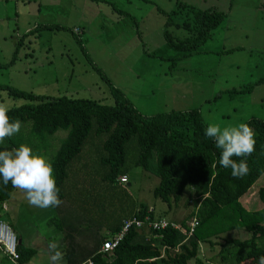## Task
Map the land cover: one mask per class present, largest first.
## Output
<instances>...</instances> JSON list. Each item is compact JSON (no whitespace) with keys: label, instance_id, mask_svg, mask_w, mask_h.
Returning <instances> with one entry per match:
<instances>
[{"label":"rangeland","instance_id":"rangeland-1","mask_svg":"<svg viewBox=\"0 0 264 264\" xmlns=\"http://www.w3.org/2000/svg\"><path fill=\"white\" fill-rule=\"evenodd\" d=\"M206 7L224 15L197 51L183 55L166 43L162 30L167 12L175 11L173 20L189 21L193 9ZM44 23L48 26L43 27ZM167 29L175 37L185 33L172 23ZM19 40L16 57L8 63ZM0 84L37 94L89 97L106 104L113 103L110 88L114 87L144 116L197 108L206 125L221 127L244 123L250 117L264 119V0H0ZM26 100L0 87V104L10 107ZM26 126L30 128V120L22 124L17 134L22 139L10 150L24 144L51 161L67 130L58 128L29 144ZM126 172L129 184L119 182L109 188L110 196L118 199L119 191L125 190L128 197L123 203L143 201L154 207V215L189 220L191 202L181 199L174 206L171 201L167 208L153 196L155 173L137 165H130ZM263 184L264 171L240 202L249 209L258 207L256 191ZM4 203L8 207L0 206V219L23 237L22 242L29 235L37 250L30 263L50 264L48 244L59 246L61 240L57 227L48 221L54 214L52 208L30 206L23 192L14 188ZM85 205L93 228L106 225L98 207ZM100 206L108 208L107 201ZM126 208L127 204L121 205L115 214ZM232 234L244 236L235 231L227 236ZM216 248L200 243L203 262ZM1 256L0 262L8 264Z\"/></svg>","mask_w":264,"mask_h":264},{"label":"trees","instance_id":"trees-1","mask_svg":"<svg viewBox=\"0 0 264 264\" xmlns=\"http://www.w3.org/2000/svg\"><path fill=\"white\" fill-rule=\"evenodd\" d=\"M174 14V10L166 13L162 35L183 55L197 51L224 15L213 7L193 9L189 21L173 20ZM171 23L185 31L182 37H175L167 29ZM19 43L8 63L16 57ZM0 87L12 97L29 99L7 107L11 119H19L22 124L30 120V128L26 126L29 144L43 140L58 128L67 130L50 161L62 204L52 208L54 214L48 220L63 232V264H189L191 259L193 264H257L258 257L264 255V184L256 191L258 207L249 209L239 199L264 171V119L250 117L244 122L254 130L256 145L255 152L244 158L250 172L240 179L231 175V169L219 166L220 149L204 135L207 125L197 108L144 116L114 87L110 88L112 104L89 97L37 94L6 84ZM21 139L14 135L0 144V150H10ZM130 165L156 174L152 194L167 208L171 201L174 206L181 199L186 204L191 202L187 216L195 215L198 221L191 233L186 235L169 226L147 231L131 227L110 252L100 250L102 241L119 230L123 219L162 217L154 215V207L148 209L150 205L143 201L123 203L128 197L125 190L119 191L118 199L107 192L128 180ZM122 174L126 175L125 181L118 178ZM12 190L10 182L7 187L0 186V206ZM105 201L108 208L100 206ZM83 202L85 208L90 203L98 207L108 233L97 234ZM123 204H127L125 211L115 214ZM173 220L187 229L185 218ZM229 231L243 232L244 236H227ZM200 243L208 244L211 250L218 245L205 256L206 262L199 256ZM34 251L16 241V263L24 264Z\"/></svg>","mask_w":264,"mask_h":264},{"label":"clouds","instance_id":"clouds-1","mask_svg":"<svg viewBox=\"0 0 264 264\" xmlns=\"http://www.w3.org/2000/svg\"><path fill=\"white\" fill-rule=\"evenodd\" d=\"M9 109L0 104V144L7 138L18 134L22 128L19 119H11ZM204 135L220 149L218 164L231 169L234 178L242 179L249 174L246 157L255 152V132L247 123L221 127L219 124H208ZM233 157H240L239 161ZM54 169L50 161L42 155L33 153L31 147L20 145L14 150H0V186L7 187L9 182L14 189L24 194L26 202L33 207L46 209L56 208L62 204L58 198L60 189L53 175ZM50 264H62L65 253L59 246L50 242ZM257 264H264V255L258 257Z\"/></svg>","mask_w":264,"mask_h":264},{"label":"built area","instance_id":"built-area-1","mask_svg":"<svg viewBox=\"0 0 264 264\" xmlns=\"http://www.w3.org/2000/svg\"><path fill=\"white\" fill-rule=\"evenodd\" d=\"M118 178L120 181H125L126 175H119ZM151 207L152 206H149L148 209H152ZM197 222L198 221L195 215H191L189 220L185 223L187 226V229H185L184 226L180 225V223L176 222L175 220L166 219L163 217H159L157 219L154 218L151 220L148 218V215H144L143 219L136 217L123 219L122 225L120 226L119 230H117L112 236L103 240L100 249L102 251L110 252L117 245L118 241L122 238L125 232L131 227L138 229L142 226H146L147 228L161 229L169 226L171 228L178 229L182 233H186V235H188L197 225ZM15 243L16 237L10 226L6 222L0 220V248L8 253L12 258H15L17 255L15 252ZM88 264H91V262L89 261Z\"/></svg>","mask_w":264,"mask_h":264},{"label":"crops","instance_id":"crops-1","mask_svg":"<svg viewBox=\"0 0 264 264\" xmlns=\"http://www.w3.org/2000/svg\"><path fill=\"white\" fill-rule=\"evenodd\" d=\"M10 198V197H9ZM8 198V199H9ZM1 207L4 209V210H6L7 209V207H8V205L7 204H5L4 202L2 203V205H1ZM170 219H172V218H170ZM1 220V219H0ZM9 225V224H8ZM102 224H100L99 226H97L96 227V229L95 228H93V229H95L96 230V232H97V234H105V233H108V226L107 225H104V226H102ZM55 227H57V226H55ZM101 227V228H100ZM103 228V230H102V232H100L101 231V229ZM142 228V230L143 231H147L148 230V228L146 227V226H142L141 227ZM100 229V230H99ZM140 229V228H139ZM12 230V229H11ZM16 230V229H15ZM57 231L61 234V240H59V242H60V245H59V250H61L62 252H63V250H62V248H63V243H64V241L62 240V234H63V232L61 231V229H59L58 227H57ZM17 232V231H16ZM14 233V232H13ZM14 235H16V241H17V243H20V244H22V245H24V246H27V247H31V248H34L35 249V251H34V253H33V255L35 254V252L37 251L36 250V248L32 245L33 243L30 241V239H28L27 238V236H29V235H26V239L28 240V241H26V243H24V242H22V236L21 235H19V234H14ZM20 236V237H19ZM75 237H76V235H74ZM31 242V243H30ZM101 250V249H100ZM102 251V250H101ZM103 252H107V251H103ZM0 255H2L1 257L3 258V256L6 258L5 260L6 261H8L9 263L8 264H12V263H15V264H18V263H16V261H15V258H12L8 253H6L5 251H3L1 248H0ZM32 255V256H33ZM32 256L30 257V259L28 260V261H26L24 264H29L30 263V261L32 260L31 258H32ZM1 258V259H2ZM1 263V262H0ZM2 264V263H1ZM30 264H33L32 262L30 263ZM62 264H63V262H62Z\"/></svg>","mask_w":264,"mask_h":264}]
</instances>
